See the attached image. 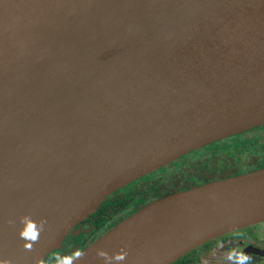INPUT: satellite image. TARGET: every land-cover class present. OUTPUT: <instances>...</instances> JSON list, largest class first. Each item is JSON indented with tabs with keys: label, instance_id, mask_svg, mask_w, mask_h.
<instances>
[{
	"label": "water",
	"instance_id": "1",
	"mask_svg": "<svg viewBox=\"0 0 264 264\" xmlns=\"http://www.w3.org/2000/svg\"><path fill=\"white\" fill-rule=\"evenodd\" d=\"M133 1L146 27L108 39L95 0H0V260H47L116 189L264 124V0ZM178 196L213 200L125 246L119 264H169L264 221V166L150 201L82 249ZM24 214L48 221L32 251Z\"/></svg>",
	"mask_w": 264,
	"mask_h": 264
},
{
	"label": "rangeland",
	"instance_id": "2",
	"mask_svg": "<svg viewBox=\"0 0 264 264\" xmlns=\"http://www.w3.org/2000/svg\"><path fill=\"white\" fill-rule=\"evenodd\" d=\"M194 150L187 152L143 175L132 180L121 188L116 189L112 194L106 197L95 209L92 213V216L98 217L99 215L111 214L114 213L108 220L106 224L109 226L111 224L116 223L120 219L124 218L128 214L134 212L146 202H137V201H128V204L125 207H120L121 204L117 206V200H121L120 196H126L128 193H131V190H135V188L139 185H143L144 182H148L150 179H165V182L161 183V186L158 188L155 187H147L143 191L144 193H149L151 199L148 201H153L158 199L166 194H169L174 191L182 190V183H186V181L194 184L205 183L211 180L220 179L229 176L230 173L237 171L240 168H245L247 165H251L252 167H256L262 160L264 159V140L251 141L248 144H240L236 145H228L224 150H220L217 154L211 156L210 158L202 157L197 160L193 159ZM180 165V166H178ZM172 175L168 176L170 178H166L163 176H167L169 173ZM186 180V181H184ZM167 190V191H165ZM121 191V194L119 193ZM165 191V192H163ZM114 193V194H113ZM147 204V203H146ZM117 206V208H116ZM120 207V208H119ZM126 208V209H125ZM117 210V211H116ZM258 223V222H257ZM264 224V223H263ZM105 225V224H104ZM107 225V226H108ZM252 225V224H250ZM250 225H246L226 233L222 235L213 237L204 243L194 247L190 251L182 254L169 264H192L189 261L196 257L198 252L210 250L214 247V245L218 244V242L222 239H226L230 235L239 234L245 232L249 228ZM106 226L98 227L95 231L94 235H99L103 231L106 230ZM86 225H82L80 232L81 236H86L85 231ZM77 230V229H76ZM77 234V231L74 233ZM73 237V239L77 241L78 235ZM70 237V236H68ZM67 239H64L59 246V249L54 251L53 253L60 252L66 254L68 248L71 244L66 242ZM73 240V241H74ZM72 241V242H73ZM207 262H201L196 264H206Z\"/></svg>",
	"mask_w": 264,
	"mask_h": 264
},
{
	"label": "bare ground",
	"instance_id": "3",
	"mask_svg": "<svg viewBox=\"0 0 264 264\" xmlns=\"http://www.w3.org/2000/svg\"><path fill=\"white\" fill-rule=\"evenodd\" d=\"M95 23L108 39L113 33L139 34L146 27L133 0H95ZM10 79L0 77V82H9ZM212 200L207 196H178L158 203L90 244L84 249L85 256L74 264H87L92 259L100 258L95 252L97 248L108 251L123 246H137L169 227L182 213L194 211Z\"/></svg>",
	"mask_w": 264,
	"mask_h": 264
},
{
	"label": "flooded vegetation",
	"instance_id": "4",
	"mask_svg": "<svg viewBox=\"0 0 264 264\" xmlns=\"http://www.w3.org/2000/svg\"><path fill=\"white\" fill-rule=\"evenodd\" d=\"M216 141H213V142H216ZM194 150H196V149H194ZM262 162H264V159L262 160ZM262 162H260V163H262ZM178 166H180V165H178ZM247 166H251V165H247ZM172 173H173V171L171 173H169L167 176H163V177L167 178L169 175L171 176ZM168 178H170V177H168ZM184 181H186V180H184ZM163 182H165V179L163 180L160 177L156 180L150 179L148 181V184L153 185L152 187L158 188L159 186H161V183H163ZM181 183L183 186L182 189H187L191 186L201 184V183H198V184L193 185L192 183H190L188 181H186V183H184V182H181ZM165 191H167V190H165ZM165 191H163V192H165ZM119 193L121 194V191H119ZM110 194H112V193H110ZM146 195H147V193H144V192L141 194L137 193L135 196H132V197L126 199V201L123 202L121 204V206L125 207L128 204V201H131V200L137 201V202H141V201L146 202V200L148 199L147 197H150V195H147V196ZM150 199H151V197H150ZM110 219L111 218L104 220L100 225H97L95 228V217L92 216V214H90L87 218H85V219L81 220L79 223H77L74 227V233H75V231H77V234L76 235L74 233L68 234L66 237L63 238V240L67 239L66 242L71 244L70 247L68 248V251L66 254L70 253V251H72L78 247V239L82 235L81 233H79L82 225H86L85 231L87 233H85V234H87L86 235L87 241L80 248L84 247L85 245H87L89 242H91L93 239H95L97 236L100 235V234L94 235L95 231L98 227L106 226L105 227L106 230L109 227H111L113 224H111L110 226L108 224H106L108 222V220H110ZM263 223H264V221H261V222L254 223V224L250 225L251 228H249L245 232L239 233V238H238V235H237L238 233H237L235 235H230L229 237H226V239L220 240L218 242V244L214 245V247L212 249L202 251V252H198L196 257L194 256V258H192L189 262L192 264L201 263L203 261L207 262L206 264H228V262L224 259V255H225L226 251L229 248L239 247V248H242L243 251L251 257V264H264V224ZM74 235L79 236L77 238V241H76V239L75 240L73 239ZM68 236H70V237H68ZM84 237H85V235H84ZM62 241H61V243H62ZM56 250L57 249L53 250L50 253V255Z\"/></svg>",
	"mask_w": 264,
	"mask_h": 264
},
{
	"label": "clouds",
	"instance_id": "5",
	"mask_svg": "<svg viewBox=\"0 0 264 264\" xmlns=\"http://www.w3.org/2000/svg\"><path fill=\"white\" fill-rule=\"evenodd\" d=\"M21 227L18 229V236L24 241L22 247L25 250L32 251L34 244L40 241V236L46 230L48 221L41 217L39 221L31 218V214H24L18 217ZM17 221L9 219V225H14ZM238 238H239V234ZM96 255L103 259L104 264H113V262H123L126 260L128 252L127 248L121 247L120 250L109 254L106 250L97 248ZM85 256V250L75 248L68 254L60 252L52 253L47 260L39 259L37 264H74L75 261L82 259ZM224 259L228 264H251V257L243 251L242 248H229ZM0 264H12L9 260H0Z\"/></svg>",
	"mask_w": 264,
	"mask_h": 264
},
{
	"label": "trees",
	"instance_id": "6",
	"mask_svg": "<svg viewBox=\"0 0 264 264\" xmlns=\"http://www.w3.org/2000/svg\"><path fill=\"white\" fill-rule=\"evenodd\" d=\"M253 140L254 141H257V140L263 141L264 140V124L243 130L241 132L232 134V135L224 137V138H221V139L217 140L216 142H211V143H208L206 145H203L200 148L194 150L195 152L193 154L192 160H197V159L202 158V157L210 158L212 155L217 154L220 150H224L228 145L238 146L240 144H248ZM262 166H264V162L259 163L256 167H251V166H247L245 168L242 167V168L238 169L237 171L230 173L229 175L231 176V175L239 174V173L246 172V171H249L252 169L260 168ZM152 186L153 185H149L147 181L144 182L143 185L137 186L135 188V190H132L131 193H128L126 196H123V197L120 196V198H123V199L116 201L117 206L119 204H122L123 202H125L126 199H128L132 196H135L137 193H140V194L143 193L145 188L152 187ZM147 195H149V193ZM147 198L150 199V197H147ZM148 202L149 201H147L146 203H148ZM117 206H116V208H117ZM120 207H121V205H120ZM113 214L114 213L112 212L111 214L99 215L98 217H95V228L97 225H100L104 220L109 219ZM86 241H87V236L79 237L77 248H80L82 245H84Z\"/></svg>",
	"mask_w": 264,
	"mask_h": 264
}]
</instances>
